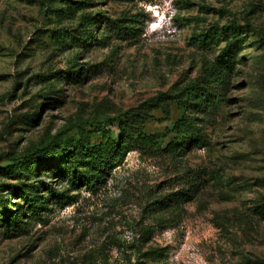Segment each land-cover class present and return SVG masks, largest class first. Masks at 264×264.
I'll return each instance as SVG.
<instances>
[{
  "label": "rangeland",
  "instance_id": "rangeland-1",
  "mask_svg": "<svg viewBox=\"0 0 264 264\" xmlns=\"http://www.w3.org/2000/svg\"><path fill=\"white\" fill-rule=\"evenodd\" d=\"M138 16L136 41L111 33L105 21L91 47L75 40L87 32L83 20L127 19L129 26ZM231 23L254 32L245 36L219 108L190 114L205 145L182 143L184 134L173 128L184 89L209 78L225 43H203L202 35ZM258 35L264 37V0H0V196L14 194L18 203L17 186L33 180L66 195L59 202L42 189L43 209L22 215L18 227L0 223V264L264 263ZM69 70L86 77L65 81ZM157 98L163 107L144 125L157 138L155 153L130 151L95 189L37 177L15 161L54 136L79 137L80 121Z\"/></svg>",
  "mask_w": 264,
  "mask_h": 264
},
{
  "label": "trees",
  "instance_id": "trees-1",
  "mask_svg": "<svg viewBox=\"0 0 264 264\" xmlns=\"http://www.w3.org/2000/svg\"><path fill=\"white\" fill-rule=\"evenodd\" d=\"M103 21L111 33L125 36L130 41H136L135 37L142 32L139 16L137 20H130L131 25L129 26L127 19L114 20L103 17L99 21L94 19L86 22L83 20L81 27L87 32L86 34L84 32L83 38L75 36V40L81 42L84 47H91L96 39L94 33L98 31ZM250 27L252 28L249 25L244 27L231 23L220 31L202 35L203 43L207 44L214 40L217 42L224 40L225 43L209 78L203 83L196 82L184 89L185 99L179 104L181 117L173 128L175 133L184 134L182 143L194 142L198 146L205 145L204 136L198 133L201 130L197 126L198 119L192 118L190 114L192 112L196 115L210 114L222 104V96L230 84L231 74L239 61V54L243 51L245 36L249 32H254ZM86 28L90 29L86 30ZM258 38L264 42L263 36L258 35ZM70 39L72 41L74 38ZM78 74L79 72L69 70L61 77L65 81L85 79L86 74L82 78L78 77ZM162 107V101L157 98L113 117L80 121L75 126L77 131H81L79 137L66 139L54 136L42 142L41 146L35 150L14 160L17 163H25L29 171L37 177L41 173L57 175L67 179L75 187L95 189L104 183L113 168L112 165L117 161H122L130 151L149 155L155 153L159 147L157 138L144 133V125L152 118V111L161 110ZM14 160L12 164L10 163L11 165L14 164ZM44 161H47L46 164L41 165L40 163ZM49 165L52 166L43 172L42 169H46ZM12 173L21 175L17 168H14ZM194 180L196 190L201 189L203 187L201 175L194 176ZM25 185L26 188L20 185L16 188L15 195L20 200L18 203L10 200L14 194H8L10 198L0 196L1 225L18 227L22 215L43 209L45 205L42 201L45 198L41 195L42 189L51 193L49 199L57 198L60 202L66 198L64 193L55 192L51 183L47 181L33 180ZM22 211H24L23 214H21ZM260 264L264 263L260 262Z\"/></svg>",
  "mask_w": 264,
  "mask_h": 264
}]
</instances>
